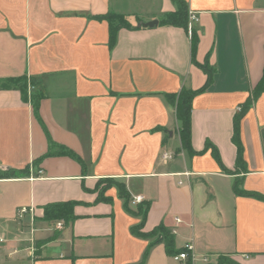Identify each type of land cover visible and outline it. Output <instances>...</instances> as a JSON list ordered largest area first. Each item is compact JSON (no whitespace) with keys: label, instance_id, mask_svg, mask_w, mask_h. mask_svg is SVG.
Returning a JSON list of instances; mask_svg holds the SVG:
<instances>
[{"label":"crops","instance_id":"1","mask_svg":"<svg viewBox=\"0 0 264 264\" xmlns=\"http://www.w3.org/2000/svg\"><path fill=\"white\" fill-rule=\"evenodd\" d=\"M183 1L194 47L188 30L159 23L172 0H0V82L34 79L42 94L35 112L0 90V172L23 170L0 176V264H264V199L247 195L264 198V90L240 119L245 170L232 142L264 73V0ZM107 13L132 25L111 48L94 18ZM183 89L201 90L191 151L167 97ZM66 202L73 220L43 218ZM22 207L33 225L15 218ZM139 225L191 245L187 260L135 236Z\"/></svg>","mask_w":264,"mask_h":264},{"label":"trees","instance_id":"2","mask_svg":"<svg viewBox=\"0 0 264 264\" xmlns=\"http://www.w3.org/2000/svg\"><path fill=\"white\" fill-rule=\"evenodd\" d=\"M176 4V11L173 13L167 14L159 23L160 25L164 26H175L180 27L185 30H187V22H188V11H187V5L183 0H172ZM178 3L181 5L180 8L178 6ZM97 20L105 21L108 24V30H109V42L108 46L111 48L114 46L117 32L120 29H130L132 28L131 23L120 14L115 13H107L105 15L96 16L94 17ZM191 41L193 44V47L196 44V37L194 32H191ZM206 70V68H204ZM26 77H16V78H10L6 79L4 81L0 82V90H9V89H18L23 97L24 101H30L32 108L35 112L38 110V104L39 101L42 99V94L39 90H34L33 92L28 91V86L26 84ZM22 80V84L18 85L17 81ZM30 85L33 89H36V82L34 79H29ZM264 90V73L261 82L256 86L252 99H249L241 108V111L239 114L235 115L233 119V135H232V142L236 147V166L238 168H242L245 170V162L243 160L242 155V145L239 138V131H240V119L242 115L245 113L246 109L251 105L252 101ZM201 90L191 91L183 89L178 94H171L167 95L168 100L171 104H174L175 110H176V117L177 120L181 124V128L179 131L180 140L183 149L191 151L190 147V110H191V100L193 97L198 94ZM205 149H210L211 154L216 160V162L220 165V157L218 151L211 145L210 143H207L205 146ZM23 175V170L16 171V170H6L5 172H0V176H6V177H14V176H21ZM120 195L123 198H126L125 193L122 188L119 189ZM247 194V193H246ZM249 196H253L257 199H264L262 196L257 194H247ZM73 202H66V203H52L45 205L44 210V216L43 218L46 220H58L63 219L65 221H71L74 218L73 215ZM144 216V215H143ZM135 226L132 228V233L135 236L142 237V238H152L153 241L162 240L165 245L166 252L168 254H179L184 250V248L176 250L174 248V242L173 238L170 234V231L165 229L162 226H159L155 228L153 231L149 233H142L140 231V227ZM153 242H151L152 244ZM217 264H234L231 260L226 258H221L217 262Z\"/></svg>","mask_w":264,"mask_h":264},{"label":"built area","instance_id":"3","mask_svg":"<svg viewBox=\"0 0 264 264\" xmlns=\"http://www.w3.org/2000/svg\"><path fill=\"white\" fill-rule=\"evenodd\" d=\"M187 30H188L189 35H191V32H192L191 28L188 27ZM162 158H163V160H170L172 158V156L164 155ZM141 200H142L141 197H135L134 198V202H136V203L140 202ZM35 214H36L35 213V209L33 207H28V208L27 207H22V208H19V209L16 210L15 218L17 220H19V221H22L26 217H28L29 220H30V224L33 225L34 220H35ZM176 222H179V220L176 219ZM62 227H63V223H61V222H57L54 225V229H56V230H60V229H62ZM2 241L3 240L0 239V242H2ZM191 248H192L191 245H189V244L185 245L184 246V250L185 251H183V252L177 254L176 256H174L173 257L174 260H176V261H185V260H187V258L189 256V253L191 252Z\"/></svg>","mask_w":264,"mask_h":264},{"label":"rangeland","instance_id":"4","mask_svg":"<svg viewBox=\"0 0 264 264\" xmlns=\"http://www.w3.org/2000/svg\"><path fill=\"white\" fill-rule=\"evenodd\" d=\"M178 6H179V8H180V4L178 3ZM17 83H18V85H21L23 82H22V80H20V81H17ZM26 84H27V86H28V91L29 92H33V88H32V86L30 85V80L29 79H26Z\"/></svg>","mask_w":264,"mask_h":264},{"label":"water","instance_id":"5","mask_svg":"<svg viewBox=\"0 0 264 264\" xmlns=\"http://www.w3.org/2000/svg\"><path fill=\"white\" fill-rule=\"evenodd\" d=\"M158 21L154 20V21H149L147 23H143V27H149L152 28L154 26H157Z\"/></svg>","mask_w":264,"mask_h":264}]
</instances>
